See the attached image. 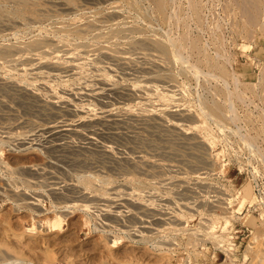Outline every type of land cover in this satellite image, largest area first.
<instances>
[{"label": "rangeland", "instance_id": "rangeland-1", "mask_svg": "<svg viewBox=\"0 0 264 264\" xmlns=\"http://www.w3.org/2000/svg\"><path fill=\"white\" fill-rule=\"evenodd\" d=\"M105 82L124 154L38 144ZM261 243L264 0H0V264H252Z\"/></svg>", "mask_w": 264, "mask_h": 264}, {"label": "bare ground", "instance_id": "bare-ground-1", "mask_svg": "<svg viewBox=\"0 0 264 264\" xmlns=\"http://www.w3.org/2000/svg\"><path fill=\"white\" fill-rule=\"evenodd\" d=\"M66 72L69 73V70ZM64 73H65V71H64ZM99 82H100V80H99ZM99 84H101V83H99ZM104 84H105V87L103 88V91H104L103 93H101V91L98 89V91H95V92L92 90L93 92L89 93V94H84V93H83V95L79 94L81 97L78 96V94H76V96H78V97L71 95V93L66 94L67 97H64L66 99L63 98L64 100L62 103L63 104L62 110L64 112L71 110L72 112H75L78 114H80V113L88 114L87 115L88 118L87 117L82 118V120H80V121H63V122H55V123L51 122L50 124H47L44 128L39 130V133H37L38 134L37 141L39 142L38 144L41 146H44L47 149H52L51 151H58L61 149L62 150L72 149L74 151L83 150V149H91L92 151L98 152V153L103 154L104 156H108L110 158L113 155L118 154V153L124 154L125 153L124 150L121 151V150H118L114 147V142H112V140L114 141V139H116L118 137L128 136L126 133L127 131L125 132L126 123H125L124 119H118V117L115 116V114L113 113V111L111 110V107H110V103H112L111 100L115 99L119 94H121L120 91H122V90L119 91L120 88H116L113 84H106V82ZM101 85L103 86V84H101ZM90 86H94V85H90ZM94 88H95V86H94ZM84 89H86V88H84ZM89 89H91V88H89ZM89 89H87V90H89ZM95 89H97V88H95ZM123 89H125V88H123ZM85 92L88 93L87 91H85ZM123 95L125 96V98H127V96L125 94H123ZM68 96L72 99H75L76 101H79V102L76 104L70 102V98ZM124 96H122V98H121V96L119 95L118 97H120V99L123 100ZM87 97H89L90 99L95 98V100L97 99L98 101L105 103L103 105L104 109L103 108L100 109V108L96 107L98 109V111L97 110L93 111V109H92L93 112L88 111V110L85 111V108L83 107L84 105H82V104L84 101L87 102V100L85 99ZM90 101L88 100V102H90ZM114 101L115 100H113V102ZM79 103H82V104H79ZM89 105H88V108H90L92 104L90 105V107H89ZM85 107H87V106H85ZM82 126L86 127V129H82L81 128ZM35 132H33L32 135H35ZM75 136L81 137L82 141L77 142V140H74ZM31 139H34V138L30 137L29 140H31ZM33 142H34V140H32L30 143H28V140H27V143H26V141H24L20 144H18V143L17 144L18 145H27V144H31ZM34 143H37V142H34ZM55 182H59V181H55ZM58 185H59L58 183H55V185H54L55 187H53L52 185L51 186L53 187L54 190H59L60 186L58 188ZM61 188H60V190H61ZM116 201H118V200H116ZM119 202L118 203L116 202V204L119 205ZM252 245H254V244H252ZM248 249H250V248H248ZM251 250L256 257V260H259V261H253L252 264H264V243L254 245V247L251 248Z\"/></svg>", "mask_w": 264, "mask_h": 264}]
</instances>
